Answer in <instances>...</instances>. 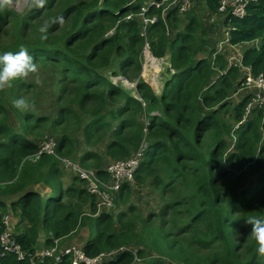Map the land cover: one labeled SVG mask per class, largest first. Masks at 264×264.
Instances as JSON below:
<instances>
[{"label":"trees","instance_id":"16d2710c","mask_svg":"<svg viewBox=\"0 0 264 264\" xmlns=\"http://www.w3.org/2000/svg\"><path fill=\"white\" fill-rule=\"evenodd\" d=\"M205 1L216 14L219 0ZM56 2L47 0L43 7L51 12L46 40L40 33L35 43L21 42L38 25L41 11L26 8L14 12L20 29L15 46L0 45V54L15 53L24 45L34 62L43 58L57 63L65 83L57 75L61 88L53 119L0 99V223L4 213H18L14 236L24 252L23 258L13 252L1 255L0 244V264H71L67 255L59 262L36 256L41 231L47 248L57 238L74 235L70 244L90 256L117 250L100 264H264L250 234L252 226L245 223L248 216L264 218V108L247 111L250 93L238 90L244 79L241 67L217 53L218 41L208 47V31L195 15L185 13L189 21L180 28L183 14L176 8L148 25L144 37L138 16L126 17L138 15L147 0H74L55 13ZM7 10L0 12V25L11 18ZM148 14L160 11L151 7ZM61 15L63 26L51 23ZM222 24L228 48L249 44L242 49L241 64L255 75L264 74V0L250 3L243 18L228 13ZM202 25L206 36L197 43ZM146 40L155 56L169 55L174 72L160 94L140 79V100L115 84L108 72L127 77L140 72ZM71 82L76 84L74 98L63 101ZM71 104L90 116L80 127L85 150L77 160L83 167L102 168L104 161L128 158L145 144L135 182L124 183L115 205L100 212L97 198L77 173L68 170L73 175L64 185L61 176L67 172L59 158L43 154L36 161L26 159L38 151L46 131L61 133L53 136L58 156L77 155L67 130L75 113L67 107ZM228 109L239 126L224 120ZM155 110L159 114H150ZM104 140L103 153L97 154L93 147ZM146 189L162 203L145 216L130 199Z\"/></svg>","mask_w":264,"mask_h":264},{"label":"rangeland","instance_id":"374dc122","mask_svg":"<svg viewBox=\"0 0 264 264\" xmlns=\"http://www.w3.org/2000/svg\"><path fill=\"white\" fill-rule=\"evenodd\" d=\"M73 1L74 0H57V2L55 4V8H56L55 13L62 10L64 8L63 6L65 4H67L69 2H73ZM75 1H79V0H75ZM24 9H26L24 0H14L13 5L10 8H8L7 11H9L11 18L8 19L7 21L3 20L1 25H0V45H2L4 47L15 46L14 44L18 41L19 36H20V29L18 27L19 22L17 20L18 16L15 13H19V12L23 11ZM40 9H41V11L38 14L39 19L36 20L38 25L33 26V27L28 29V32H27L28 36L27 37L21 36V42L22 43H30V42L35 43V42H37V40L40 38V35H39L40 32L38 31L39 27L45 21L49 22L50 17H51V15H50L51 12L48 13V10L45 8H43V9L40 8ZM188 13H190L191 15H195L203 23L206 30L208 31V34H207V36H208L207 37L208 38V42H207L208 47H211V45L213 47L214 44L218 41L217 46H216L217 52L218 53L224 52L225 57L229 58V54H233V53L228 52V50H226V49H222V47L227 46V44L220 42V40H224V42H226V39L228 37V35L225 34L226 31H225V27H223V24L221 21V18H222L221 15H219V14L213 15L212 13H210L206 7L205 0H200L194 9L190 10L189 12H186V14H188ZM181 16H182L183 20H182L181 24L179 25L180 28H182L189 21V18L186 17L185 14H183ZM212 18H214V21H212ZM70 21L71 20L69 18L66 25H69ZM203 25L199 26V28L197 29L196 40H195L197 43H199V40L203 36H206V32L204 33V35L202 33ZM63 31L64 30H62L61 32H63ZM210 31L212 34L211 37H210ZM112 32H113V30L108 31V33H112ZM23 34H25V33H23ZM230 49H232V48L230 47ZM207 51H209V50H207ZM164 58H167V55ZM40 59L41 60H38L36 63L40 69V75H41V78L43 79V86L34 84L32 82L31 77L29 78L28 81H25V82L32 84V87L22 86L21 83H19L17 80H15L12 82L11 88L6 89L3 92H0V99L6 101V104H8V103L13 104L14 100L20 98L21 96H24V98L30 104L31 103L35 104V108H34V110H32V112L36 116L38 114H43L44 116H47V117L53 119L54 117L57 116L56 115L57 109H59L58 104L56 102V95H58V92H60L59 90L61 87L58 88L59 85L56 86V83H57V75H59V77H60V83L62 82L61 81L62 75L60 74L61 66L58 65L57 63H53L50 60H48L47 62H44L43 58H40ZM114 61H115V58H114ZM144 65H145V59L143 62L142 70L140 71L141 73L137 72V71L133 72L130 76V78H131L130 81L135 82V81L141 79V77H142L141 80L148 81L152 85V88L155 90V92L157 94H159L160 91L161 92L163 91L165 84H167V78L171 77L170 73H172V72L171 71L168 72L170 69L167 70V68H165V69H163V71H161L159 78H157V80H153L151 82V79L149 77L146 76L147 78H145V76H144V72H143ZM108 74L110 76L113 75V77H115L114 74L111 72H108ZM155 77L156 76H154V78ZM114 79H116V81L118 82L117 84H121V87L123 85L126 90H127V88H129V91H131L132 94L136 95L135 91L133 90L134 88L132 86L125 85L124 83H121L123 81V79H118V78H114ZM62 83H64V82H62ZM74 86H76L75 83L71 82L70 85L68 84V86H67L68 90L66 91L65 95L63 96V101H65L66 99L71 100L74 98V94H73ZM24 89H27V90H24ZM238 95L239 94H237L236 96H238ZM67 107L71 108L72 110H75V113H74L75 116L72 115V117L68 121V124H67L68 129L67 130H68V133L71 135V137L74 139L75 150H78L76 156H68V158L79 163V161L77 160L79 158L78 156H80L85 150V148L82 146L83 137H82L81 131H79V130L83 124H85L87 121H89L90 116L82 113L75 104L67 105ZM154 112L159 113L158 110H155ZM223 117H224V120L228 124H233L234 127L239 126V123L236 124V122H234V120L232 118V111H230V109H228V111L227 110L223 111ZM58 135H61V133L58 131H56V133L53 134V136H55V137H58ZM43 136H42L43 139L46 137H53L47 131L43 134ZM105 143H106V140H104L100 144H97L96 146L93 147V150L95 152H97V154H102ZM79 165H81V164L79 163ZM105 166L106 165H104V167ZM89 167H95V165L89 164ZM66 172H67V174L61 176V179L63 178L62 181H63L64 185L65 184L67 185V182H71L69 176L73 175V173L69 172L68 169L65 170V173ZM57 189H58L57 187L53 188V192L55 193L57 191ZM161 203L162 202H160V200L157 198V195L152 193V192H149L148 189L143 190V191L139 190V192H137L130 199V204H133L134 206H136V208L138 210H141V212L145 216L150 209L157 210L158 206ZM85 210H86V212L90 211L88 209V207H86ZM112 212H114V209L112 210ZM79 231H80V229L78 230V232ZM79 236L82 239H84V237H85V235L83 236L82 234H79ZM73 237H74V235H72L71 237H68V238L67 237L60 238L59 239V246L65 245L66 243H69V244L72 243L71 239ZM76 237H78V235H76L75 238ZM138 262L143 263L142 259L139 260Z\"/></svg>","mask_w":264,"mask_h":264},{"label":"built area","instance_id":"2783aa9c","mask_svg":"<svg viewBox=\"0 0 264 264\" xmlns=\"http://www.w3.org/2000/svg\"><path fill=\"white\" fill-rule=\"evenodd\" d=\"M252 0H221L219 11L231 12L235 16L243 17L246 15L247 6ZM197 0H152L148 5L142 7L140 15L142 16L145 25L153 23L158 20L157 16L149 18L146 16L149 6H155L157 9L162 10V14H166L172 8H177L181 13L189 11ZM237 58L234 64H239L243 68L244 79L240 82L239 91L250 93L251 101L247 106L249 112L252 107L260 106L264 108V74H253L251 68L243 67L241 61L238 58L240 53L237 51ZM145 55V71L152 77L157 76L158 72L162 69L165 60L163 58L154 57L150 52L148 44L144 48ZM55 142L53 139H48L41 143V149L38 156L43 152H54ZM143 155V145L140 149L127 159H120L110 163L106 166V176H101L97 169L85 168L79 163L71 160L70 158H61L64 163L65 169L71 170L77 173L81 179L86 183L87 190L95 195L97 198V209L102 211L114 206L115 194L121 189L124 183L134 182L135 171L139 165V162ZM0 244L2 246L1 255L6 252H13L18 255L19 258L24 257V252L21 244L18 242L15 234L11 230V214L4 213L0 223ZM121 247L120 249H123ZM118 249V250H120ZM117 250L110 252H100L94 256L88 255L85 250L76 245H60L59 239L54 240V245L50 248L41 250L36 256L45 258H53L59 262L62 256H68L71 264H100L103 260L110 258L115 254ZM139 261V258H137Z\"/></svg>","mask_w":264,"mask_h":264},{"label":"clouds","instance_id":"9594fccd","mask_svg":"<svg viewBox=\"0 0 264 264\" xmlns=\"http://www.w3.org/2000/svg\"><path fill=\"white\" fill-rule=\"evenodd\" d=\"M152 0H147V2L145 4L142 5L145 6V5H148ZM200 0H197L196 4L190 9H194L195 6L198 4ZM254 1H257V0H252L250 3L254 2ZM206 2V1H205ZM221 2V0H219V3ZM14 3V0H0V12H3L5 11L6 9L10 8ZM24 3H25V6L26 8L31 11L33 8H43L46 3H47V0H24ZM249 3V4H250ZM248 4V6H249ZM247 6V7H248ZM142 7H141V11H142ZM151 7H155V6H149V8L147 9V12H146V16H148L149 18H152L153 16H157L158 19H159V16H161V18L165 19L166 18V15H167V12L166 14H162V10L158 9L160 11V14H154V15H149V10ZM220 7V5H219ZM156 8V7H155ZM157 9V8H156ZM177 9V8H176ZM219 9V8H218ZM189 10V11H190ZM141 11L138 13V15H135V14H129L126 18L127 19H130V18H135L136 16H138L137 18L140 19V21L142 22V35L144 37H146V28L148 25H151V24H154L156 22H153V23H148L147 25L144 24L143 22V19H142V16L140 15ZM177 11L179 13H181L178 9ZM187 11V12H189ZM186 13V12H185ZM185 13H181V14H185ZM228 13H231V12H220L218 10V12L216 14H219L221 15V21H223L226 17V15H228ZM216 14H213V15H216ZM232 14V13H231ZM247 14V12H246ZM234 15V14H233ZM235 16V15H234ZM238 17V16H236ZM244 17V16H243ZM243 17H240V18H243ZM212 21H214V18H212ZM52 24H58L60 26H63V24L65 23V18L61 15V16H57L55 18H53V20L51 21ZM50 27V24L48 21H45L38 29V31L41 33V39H44L46 40L48 37H47V33H48V29ZM110 31V30H109ZM226 31V29H225ZM113 33V32H112ZM108 34H111V33H108ZM226 35H228V33L226 32L225 33ZM220 42L222 43H226L227 45L229 44V41H228V37L226 39V42H224V40H221ZM146 44H148V47H149V50L150 52L152 53L151 51V46H150V42L148 40L145 41L144 43V47H143V50H142V66H143V62H144V59H145V55H144V48L146 46ZM246 45H249V44H239V45H229V48L227 46L225 47H222V49H226L228 50V52H232L233 54H229V58H227L228 60V64H234L236 59L237 58H234L232 59L233 57H235L237 55L236 53V49L237 51L240 53L239 55V59L240 61L242 60V56H243V52H242V49L244 48V46ZM230 47L232 49H230ZM218 53V52H217ZM220 53H224V52H220ZM153 54V53H152ZM154 57H157V58H163L165 60V62L163 63V66H162V69L158 72V75L154 78L152 76H150L146 71H145V65H144V68H143V72H144V76L145 78L149 77L151 79V82L153 80H157V78H159V75L161 73V71H163V69L167 68V69H170L171 72H174V69L171 67V63H170V60H169V55L167 54V58H164L166 55L164 56H161V57H158V56H155L153 54ZM237 57V56H236ZM235 65H239V64H235ZM242 65V64H241ZM240 66V65H239ZM243 66V65H242ZM241 67V66H240ZM244 67V66H243ZM241 69L243 70V68L241 67ZM252 70V69H251ZM141 73V72H140ZM115 77L110 76V78L112 79V81L117 84L118 82L116 81V79L114 78H118V79H123V81L121 83H124L125 85H130L132 86L136 93L135 94H132L131 91H129V88H127V90L125 89V87L122 85V87L128 91V93L133 96V97H136L140 100L141 97L137 91V84L139 82V80L135 81V82H131V78L130 76L127 77V76H123V75H114ZM118 76V77H117ZM147 76V77H146ZM32 78V82L36 85H40V86H43V79L41 78V75H40V69L37 65L36 62H34V58L32 55H30L29 53V50L27 47H25L24 45H20L19 46V51L17 52H12V51H5L3 52L2 54H0V92H3L5 91L6 89H9L12 87V82L15 81V80H21V81H28L29 78ZM142 79V77H141ZM146 81V80H145ZM151 87L152 85L146 81ZM121 85V84H120ZM154 90V89H153ZM155 91V90H154ZM156 93V92H155ZM161 93V91H160ZM159 93V94H160ZM157 94V93H156ZM237 95V94H236ZM13 106L21 111H32L34 110L35 108V104L34 103H29L24 97H20L16 100L13 101ZM143 106H146V103L143 102ZM151 114H159V113H156L154 111L151 112ZM143 119H144V122L146 123V125L148 124V117H147V114H144L143 115ZM48 139H53L54 142H55V147H54V152L55 153H48V152H43L38 156V153L41 149V143L48 140ZM142 146V145H141ZM140 146V147H141ZM56 147H57V140L54 138V137H46L44 139H42L41 141H39V148H38V151L28 157H26V159H29L31 161H36L38 160L43 154H49V155H53L57 158H59L61 160V158H68V156H58L57 152H56ZM140 149V148H139ZM138 149V150H139ZM144 149H145V144H143V152H144ZM137 150V151H138ZM137 151H135L131 156H133ZM144 155V154H143ZM142 155V156H143ZM124 159V158H122ZM127 159V158H125ZM117 160H120V159H117ZM115 159H110V160H106L104 161V164L102 166V168H97V167H85V168H94V169H97L98 170V173L101 175V176H106L107 173H106V166H108L110 163L114 162V161H117ZM62 161V160H61ZM104 165H106L104 167ZM82 166V165H81ZM64 167V165H63ZM65 168V167H64ZM100 170H103L102 173H100ZM134 182H135V177H134ZM132 182V183H134ZM114 205H115V202H114ZM98 211V209H97ZM99 212V211H98ZM7 213H10V212H7ZM11 214V213H10ZM245 223L246 224H249L251 225V236L254 238L255 242H256V245L258 246L257 247V252L260 256H264V218H260V217H257V216H248L245 220ZM11 225H12V214H11ZM11 230H12V227H11ZM13 233H14V230H12ZM15 234V233H14ZM66 245V244H65ZM47 247H44L43 249H46ZM42 249V250H43ZM40 252V251H39ZM37 250H36V254L39 253ZM116 254V253H115ZM115 254H113V256H115ZM111 256V257H113Z\"/></svg>","mask_w":264,"mask_h":264},{"label":"crops","instance_id":"0c3cea01","mask_svg":"<svg viewBox=\"0 0 264 264\" xmlns=\"http://www.w3.org/2000/svg\"><path fill=\"white\" fill-rule=\"evenodd\" d=\"M82 129H80L79 131H81ZM81 134H82V132H81ZM75 155L77 154V152H78V150H75ZM19 215H18V213H17V215H14V214H12V225H11V227H12V230H14V227H15V223H16V221L19 219V217H18ZM83 234V233H82ZM84 235V234H83ZM45 241H46V234L44 233V232H40L39 233V236H38V238H37V240H36V244H35V248L37 249V251L39 252V251H41L44 247H45Z\"/></svg>","mask_w":264,"mask_h":264}]
</instances>
